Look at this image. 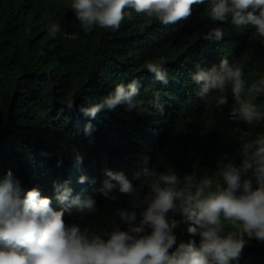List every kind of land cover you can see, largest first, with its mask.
Segmentation results:
<instances>
[{
    "label": "trees",
    "instance_id": "trees-1",
    "mask_svg": "<svg viewBox=\"0 0 264 264\" xmlns=\"http://www.w3.org/2000/svg\"><path fill=\"white\" fill-rule=\"evenodd\" d=\"M73 3L0 0V183L11 172L22 198L37 188L42 198L51 200L53 210L64 211L67 225L106 239L114 226L128 230L118 210H135L137 225L142 211L131 207L133 197L121 192L107 172L122 173L141 200L151 192L143 175L146 168L172 170L182 183L192 175L197 182L207 176L214 185H223L218 169L229 161L239 166L243 144L264 135V118L248 124L239 111L233 117L239 104L230 84L223 94L227 103L217 105L220 93L213 90L201 98V85L191 79L200 69L219 71L227 59L243 71L244 98L264 112V91L247 92L264 78V37L251 26L232 24L230 16L212 21L211 0L193 5L190 17L168 25L126 7L118 30L93 26L88 32L76 19ZM53 25H58L54 34ZM214 28L223 31L222 39H205ZM161 58L167 83L157 81L146 67ZM133 81L139 92L136 100L143 102L138 108L129 111L124 103L113 109L105 106L95 118L81 111L114 93L117 84L127 90ZM105 181L114 187L106 188ZM56 184L61 185L59 193ZM65 189L70 195L61 203L56 197ZM77 198L94 200L96 211L81 212L73 203ZM166 218L177 224L176 244L169 253L189 240L199 247L201 237L187 232L178 210ZM224 226L226 234V221ZM245 240L238 262L230 264H264V242L247 236Z\"/></svg>",
    "mask_w": 264,
    "mask_h": 264
},
{
    "label": "clouds",
    "instance_id": "clouds-1",
    "mask_svg": "<svg viewBox=\"0 0 264 264\" xmlns=\"http://www.w3.org/2000/svg\"><path fill=\"white\" fill-rule=\"evenodd\" d=\"M205 0H74L72 9L76 19L85 32L93 26L113 31L120 28L124 20V9L131 7L136 13H145L155 17L163 25L174 24L187 19L192 14V6L203 4ZM251 11H248V9ZM209 18L212 21H226L240 26H251L258 36L264 37V0H211ZM129 18H131L129 14ZM58 30L53 25L52 34ZM223 31L214 28L205 39L220 40ZM164 58L146 64L149 72L155 73V79L167 83V72L161 70ZM243 71L236 64L229 65L224 59L220 70L200 69L191 75L192 81L201 85L197 95L201 98L213 90L220 93L216 97L217 105L227 103L223 95L228 84L239 108H233L232 115L239 111L241 119L248 124L264 118L256 104L244 98L245 82ZM264 91V78L254 82L247 89L249 95ZM135 81L127 85L115 86L114 93L103 97L99 103H90L81 107V111L95 118L97 113L107 106L113 109L116 105L127 104L128 110L138 108L142 101ZM135 98V99H134ZM72 107V102L68 105ZM91 126H86V129ZM239 166L229 161L218 169V176L223 181L213 183L207 176L198 182L192 175L181 179L174 171L156 172L144 169L143 175L151 192L141 200L122 173L107 172L111 180L118 182L120 191L133 197L131 207L141 208L139 224L135 210H118L120 220L127 224L128 230L121 231L114 226L107 238L85 228L83 231L76 225L64 222V211H55L51 200L41 197L37 188L23 194L18 181H13L11 172L0 183V264H230L239 260L245 247V236L264 242V135L244 143L240 153ZM78 160L81 158L78 157ZM80 162L77 161V164ZM74 170L79 171L76 166ZM74 172V173H76ZM251 174L250 178L248 174ZM84 177H80L83 182ZM253 180L257 187L253 188ZM226 185V186H224ZM61 185L55 188L59 193ZM106 188L114 185L105 181ZM70 189L57 195V200L64 203L68 200ZM107 196V193H104ZM115 199V197H109ZM80 211H96L92 199L80 202L73 201ZM146 205V207H145ZM179 211L183 222L188 225L187 232L201 237L199 247L195 242L176 244L173 230L176 221H168L170 211ZM230 230L225 234L224 222ZM151 229V234H145Z\"/></svg>",
    "mask_w": 264,
    "mask_h": 264
}]
</instances>
